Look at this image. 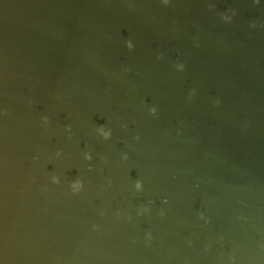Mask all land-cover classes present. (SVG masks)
Here are the masks:
<instances>
[{
    "label": "water",
    "instance_id": "obj_1",
    "mask_svg": "<svg viewBox=\"0 0 264 264\" xmlns=\"http://www.w3.org/2000/svg\"><path fill=\"white\" fill-rule=\"evenodd\" d=\"M250 21L264 0H0V264H264Z\"/></svg>",
    "mask_w": 264,
    "mask_h": 264
},
{
    "label": "clouds",
    "instance_id": "obj_2",
    "mask_svg": "<svg viewBox=\"0 0 264 264\" xmlns=\"http://www.w3.org/2000/svg\"><path fill=\"white\" fill-rule=\"evenodd\" d=\"M171 2V0H161V3L165 6H167L169 3ZM261 2V0H253V3L254 4H259ZM236 15V12L234 10H227V11H224L220 14V20L226 24H230L233 20V17ZM248 27L249 29H255L257 27H264V25H258L256 21H250L249 24H248ZM193 40L195 41L196 43V46L198 47L199 46V41L196 37H193ZM125 47L131 51L133 50L134 48V43L132 40H126L125 42ZM160 55L158 54L157 55V59H160ZM172 67L175 69V71L177 72H183L185 70V64L182 62V61H174L173 64H172ZM196 95V89L195 88H192V89H189L188 91V94H187V100L189 102L192 101L193 97ZM221 104V101L219 99H216L215 100V105L218 107L219 105ZM2 111V110H0ZM148 112L151 116L155 117L157 116V108L155 106H151L148 108ZM39 124L42 128L46 127L48 124H49V118L47 115H41L39 117ZM123 127H127V125H122ZM70 125H65V128L66 129H69L70 130ZM244 128L246 129L247 128V125H244ZM96 131L98 132V134L105 140L107 139H110L111 138V129L110 128H106L103 124H100L97 126L96 128ZM136 139H139V137H136ZM57 156L60 155V152L57 151L56 153ZM85 159L86 160H90L91 159V156L89 154H85ZM124 159H127V155L125 154L124 155ZM50 182L51 183H59V178L56 177L55 175H52L50 177ZM83 187L82 185V182L77 178V179H74L71 183H70V189L73 193H76V192H79L81 190V188ZM135 189L137 191H141L142 190V183L140 180H137L135 182V185H134ZM141 211L143 212H147L148 209L147 208H144L142 209ZM138 214H140V212H138ZM161 215H163V213H161ZM200 218L201 219H205L204 218V215L203 213L201 212L199 214ZM145 240L146 241H150L151 240V236L150 234H146L145 236ZM190 243V241H189ZM205 250H207V246L205 248Z\"/></svg>",
    "mask_w": 264,
    "mask_h": 264
}]
</instances>
